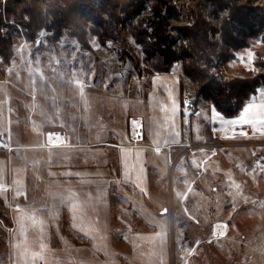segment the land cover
<instances>
[{"label": "rangeland", "instance_id": "1", "mask_svg": "<svg viewBox=\"0 0 264 264\" xmlns=\"http://www.w3.org/2000/svg\"><path fill=\"white\" fill-rule=\"evenodd\" d=\"M8 1L0 0V10L3 14ZM30 1L44 12L55 4L62 9L76 6L78 10L75 17L76 25L75 28H70L71 30L63 29L60 34L43 28L38 32L36 39L27 41L22 27L10 22L17 30L16 28L12 30L10 43L13 45L14 56L10 65L3 64L0 58L2 133L12 127V122L22 123L24 130H27L30 122L28 114L32 105L34 108L31 112V122L39 123L42 120L44 122L45 119L50 126L64 127L65 117L68 112L70 117L73 115L72 107L77 105L78 99L79 105L81 104V90L87 96V93L92 91L112 90L113 85L120 86L123 90L126 86L135 88L139 80L145 79L147 75L145 70L149 69V63L143 48L138 46L133 38L132 29L145 22L144 30L151 34L152 27L149 21L155 20L156 13L161 17L166 35H170L177 42L175 49H178L182 42L180 29L192 25L189 20L191 13L195 18L201 16L210 24L208 36L209 41L214 45L210 59L216 66L214 76L222 81L237 75L251 76L257 72V62L264 60V25L260 24L264 19V0H222L223 5L218 3L220 7L217 9L213 4L214 0ZM124 6H133L136 9H140L141 6L142 10L137 18L128 19L125 14H121ZM19 7H23V4ZM232 8L246 14L248 24L251 22L252 27L241 20H236L230 23L227 29L224 23L226 20L231 21ZM96 11H99L96 15L105 11L106 20L121 14V22L119 24L117 21L113 22L120 36L119 42L103 45L90 33L93 26L87 19L94 16ZM173 11L179 13L180 20L175 19ZM77 27L88 33L85 38L89 45L88 49L78 40ZM225 30L229 33L225 34ZM256 31L258 34L254 35ZM228 34L247 41L249 46L233 51ZM126 47L127 49L130 47L132 52H128ZM126 52L133 54V58H127ZM249 52L255 54L254 60L248 55ZM124 55L126 56L123 57ZM226 55H234V58L226 61ZM125 58L126 61H122ZM174 71L182 76L180 64L174 68ZM138 73L143 74L144 77L140 78ZM117 77L122 80L115 84ZM20 87L26 92L24 95L17 90ZM30 93H33L32 99L29 97ZM193 94L194 85L185 80L184 95L190 96L193 100ZM261 96L264 98V93L258 94L257 100L261 99ZM20 103L25 107L21 122L13 120V115L15 119L20 116L19 112L15 113L19 110ZM197 107L202 114L198 119L207 118L214 110L211 103L204 101ZM212 118L220 117L214 113ZM214 122L218 129V124L221 122L219 120ZM187 123L190 127L189 122ZM207 126L208 124L203 129L205 133H202V129L199 130L201 139L209 138ZM193 130H197L194 125ZM14 133L13 136L10 129L8 137L0 134V142L7 139V142L11 143L13 137L15 139L19 137L17 129ZM218 138L212 140L214 145L227 144V146L223 149H221L223 145L211 147L206 156L214 155V149L219 148L213 160L220 162L229 159L236 169L237 162L234 161L240 153V149L237 148L241 147L231 144L236 145L242 140ZM2 149L0 146V153ZM261 151L264 152V148ZM256 162V159L249 162L247 164L250 165L249 169L245 170L243 166L239 168V175L226 177L227 181L229 180L228 185L223 181L224 177L220 178L213 174V186L211 188L206 186V192L200 194L208 203L203 208L184 210L168 207L164 215L161 209H151L152 203L150 204L143 194L138 193L139 197L136 198L135 192L124 190L121 185L111 184L114 181L110 178L97 179L96 185L87 178L81 180L76 173L69 178L67 176L63 179L54 178L61 187L54 182L56 186L51 190L53 193H49L54 236L50 245L53 249L84 245L97 253L104 254L99 257L103 261L102 264H108L109 258L110 261L111 258H115L116 264H141L136 260L130 262L134 249V242L129 239L130 233L140 234L141 232L138 231L152 233L164 230L170 233L169 252L166 257L159 256L158 260L162 261L160 264H172V262L175 264H264V164ZM214 187L217 188L216 192ZM172 195L169 192V197ZM198 205L201 206L200 203ZM7 206L8 203L0 199V264H10L12 235ZM112 234L115 236L113 239H111ZM136 241L144 243L143 240ZM182 248L185 249L184 254L179 252Z\"/></svg>", "mask_w": 264, "mask_h": 264}, {"label": "crops", "instance_id": "2", "mask_svg": "<svg viewBox=\"0 0 264 264\" xmlns=\"http://www.w3.org/2000/svg\"><path fill=\"white\" fill-rule=\"evenodd\" d=\"M180 76L175 71L145 75L133 89L113 85L112 90L92 91L87 96L81 90V104L78 99L72 107L73 115L68 112L65 117L64 127L50 126L45 119V123L31 122L33 105L27 130L22 123L12 122V135L17 129L19 137H13L11 143L7 139L0 142V199L8 203L11 219L10 264H102L99 257L104 254L84 245L51 247L54 236L49 193H53L56 178L76 173L81 180L87 178L96 185L97 179L107 177L114 181L111 184L135 192L136 198L138 193L143 194L153 210H193L208 204L200 194L206 192V186H213V174L224 177L228 185L226 177L239 175L242 166L249 169L247 164L252 160L264 164V98L252 100L234 119H225L213 109L205 119H198L201 113L187 117L182 110ZM115 80L116 84L122 78ZM17 90L26 93L22 87ZM29 97L32 99L33 93ZM24 111L20 103L15 113L21 116ZM214 113L222 119L212 118ZM20 116L15 119L13 115V120L21 122ZM215 120L221 122L218 129ZM207 124L209 138L201 139L199 130L205 133ZM10 129L3 133L0 129V134L8 137ZM215 138L242 140L231 144L241 147L234 161L236 169L229 159L213 160L219 148L214 149V155L206 156L209 148L223 145H214ZM57 186L61 187L59 183ZM138 232L130 233L129 239L134 242L130 262L160 264L159 256L166 257L169 252L170 233ZM182 249L179 252L184 254ZM111 259L108 264H116V259Z\"/></svg>", "mask_w": 264, "mask_h": 264}, {"label": "trees", "instance_id": "3", "mask_svg": "<svg viewBox=\"0 0 264 264\" xmlns=\"http://www.w3.org/2000/svg\"><path fill=\"white\" fill-rule=\"evenodd\" d=\"M218 3L223 5L222 0H214L213 4L216 5V9L220 7ZM20 4H23V7H19ZM75 8L62 9L55 4L54 7L44 12L38 9L35 4H32L30 0H9L6 4L5 14L0 10V58L2 63L10 65L14 56L13 45L10 41L12 40V30L16 27L10 24L11 21L15 22L14 25L19 24L22 27L27 41H33L43 28L53 30L55 34H60L63 29L75 28V17L78 13L76 6ZM121 10V14H125L128 19H135L141 12L142 7L136 9L133 6H124ZM103 12L96 15L99 13V11H96L94 16L86 18L93 26L90 33L96 36L103 45H107L109 42L117 43L120 41V36L113 22L117 21V24H119L122 20L121 14L111 16L110 20H106V12ZM173 16L177 20L181 19L176 11H173ZM231 17L230 22L226 20L224 23L227 29L230 23L236 20H241L245 24L249 23L247 15L238 12L235 8L231 9ZM189 20L192 25L180 29L182 42L178 49H175L177 42L170 35H166L158 13H156L153 22L149 21L152 27L151 34L144 30L145 22H141L137 28L132 29V36L136 44L143 48L149 63V69L145 70L146 74L170 73L180 64L183 77L181 81L182 98L185 93V80H188L194 85L193 101L197 106L202 101L208 102L212 104L214 110L221 117L225 119L238 118L245 106L258 96L260 90H264V60L257 62V72L251 76L237 75L222 81L214 76L216 66L210 59L214 48L208 36L210 24L201 16L195 18L192 13L189 15ZM260 24L264 25V19L260 21ZM251 25L250 22L248 26L252 27ZM76 30H79L78 40L82 46L88 49L89 45L85 40L88 33L79 27ZM226 33L229 32L225 30ZM257 34L258 31L254 33V35ZM228 39H230L235 52L249 46L247 41L237 39L232 34H228ZM127 51L132 52L130 47ZM128 52H126L127 58H133V54L130 55ZM127 58L122 59V61H126ZM233 58L234 55L225 56L226 61ZM138 75L140 78L143 77V74L138 73Z\"/></svg>", "mask_w": 264, "mask_h": 264}, {"label": "built area", "instance_id": "4", "mask_svg": "<svg viewBox=\"0 0 264 264\" xmlns=\"http://www.w3.org/2000/svg\"><path fill=\"white\" fill-rule=\"evenodd\" d=\"M182 110L187 117L197 116L201 113L200 109L193 102L192 98L188 95H184L182 98ZM184 252V249L181 251ZM172 264H175L172 262Z\"/></svg>", "mask_w": 264, "mask_h": 264}, {"label": "snow or ice", "instance_id": "5", "mask_svg": "<svg viewBox=\"0 0 264 264\" xmlns=\"http://www.w3.org/2000/svg\"><path fill=\"white\" fill-rule=\"evenodd\" d=\"M248 55L251 56L252 60L255 59V54L254 53L249 52ZM24 196H25V198L27 197V193L26 192L24 193Z\"/></svg>", "mask_w": 264, "mask_h": 264}, {"label": "water", "instance_id": "6", "mask_svg": "<svg viewBox=\"0 0 264 264\" xmlns=\"http://www.w3.org/2000/svg\"><path fill=\"white\" fill-rule=\"evenodd\" d=\"M38 43H40V42L38 41ZM166 212H167V210H164V211H163V213H166Z\"/></svg>", "mask_w": 264, "mask_h": 264}]
</instances>
